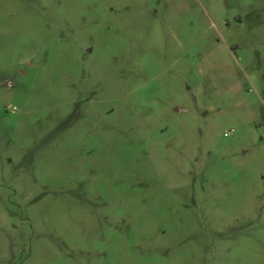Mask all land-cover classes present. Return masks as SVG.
<instances>
[{"label": "rangeland", "instance_id": "rangeland-1", "mask_svg": "<svg viewBox=\"0 0 264 264\" xmlns=\"http://www.w3.org/2000/svg\"><path fill=\"white\" fill-rule=\"evenodd\" d=\"M0 264H264V0H0Z\"/></svg>", "mask_w": 264, "mask_h": 264}, {"label": "built area", "instance_id": "built-area-1", "mask_svg": "<svg viewBox=\"0 0 264 264\" xmlns=\"http://www.w3.org/2000/svg\"><path fill=\"white\" fill-rule=\"evenodd\" d=\"M224 135H226V134H224Z\"/></svg>", "mask_w": 264, "mask_h": 264}]
</instances>
